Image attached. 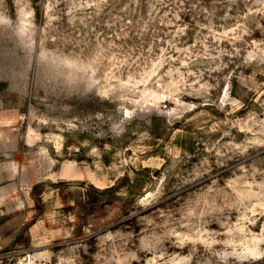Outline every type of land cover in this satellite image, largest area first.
<instances>
[{"label": "rangeland", "instance_id": "1", "mask_svg": "<svg viewBox=\"0 0 264 264\" xmlns=\"http://www.w3.org/2000/svg\"><path fill=\"white\" fill-rule=\"evenodd\" d=\"M3 185L0 264H264V0H0Z\"/></svg>", "mask_w": 264, "mask_h": 264}, {"label": "crops", "instance_id": "2", "mask_svg": "<svg viewBox=\"0 0 264 264\" xmlns=\"http://www.w3.org/2000/svg\"><path fill=\"white\" fill-rule=\"evenodd\" d=\"M21 194V197L15 196ZM35 201L28 190L0 186V252L12 245Z\"/></svg>", "mask_w": 264, "mask_h": 264}]
</instances>
